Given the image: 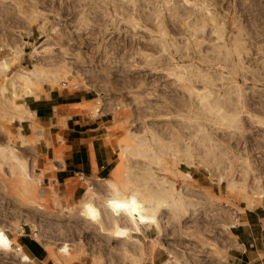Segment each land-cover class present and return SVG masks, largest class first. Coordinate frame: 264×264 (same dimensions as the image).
<instances>
[{"label":"rangeland","instance_id":"374dc122","mask_svg":"<svg viewBox=\"0 0 264 264\" xmlns=\"http://www.w3.org/2000/svg\"><path fill=\"white\" fill-rule=\"evenodd\" d=\"M44 85L109 120L112 171L75 198L15 129ZM211 88L239 122L203 105ZM260 121L264 0H0V250L24 227L57 264H245L253 236L264 254Z\"/></svg>","mask_w":264,"mask_h":264},{"label":"crops","instance_id":"0c3cea01","mask_svg":"<svg viewBox=\"0 0 264 264\" xmlns=\"http://www.w3.org/2000/svg\"><path fill=\"white\" fill-rule=\"evenodd\" d=\"M88 92L64 94L44 85V93L34 97L31 106L27 105L31 117L27 115L15 126L22 135L35 140L38 161L47 169L49 185L62 187L64 195H73L74 198L85 191L88 183H97L108 177L117 154L106 130L109 120L73 108L91 100ZM25 103L28 102L25 100ZM22 229L20 227L16 233V242L11 239L13 250H0V264H57L34 234ZM257 240H260L258 235L248 239L251 241L249 247L245 243L240 245L248 258L245 264H264L259 261L264 255L262 250L252 248L257 247ZM17 246L21 249L18 250ZM21 253L27 254L31 261H25Z\"/></svg>","mask_w":264,"mask_h":264},{"label":"bare ground","instance_id":"6f19581e","mask_svg":"<svg viewBox=\"0 0 264 264\" xmlns=\"http://www.w3.org/2000/svg\"><path fill=\"white\" fill-rule=\"evenodd\" d=\"M19 49L16 50L17 54L20 52ZM35 65L36 66L34 68H31L30 70L20 74V76L24 82L25 81H27V82L31 81L32 82L36 77H39V74L41 72L40 66H38L37 64H35ZM37 79H39V78H37ZM212 82H213V80L211 81V83ZM210 85H212V84H210ZM198 95H199L200 100L203 103V105L207 106L208 107L207 109H209L210 112L212 111L211 113L216 114V116H217L216 118L218 120H222V121L224 120L226 125H228V124L233 125V123H237L241 119L240 114L242 112L239 108L240 101L232 98V96L221 97V96H219L218 92L213 93L212 88L210 90H207L206 92H199ZM74 106H73V108H74ZM87 109H88V107H87ZM262 121H260V123L264 124V122H262ZM262 127H264V126H262ZM204 136H205V134H204ZM158 201H159L160 205H167L166 202L164 200H162V198H159Z\"/></svg>","mask_w":264,"mask_h":264},{"label":"built area","instance_id":"2783aa9c","mask_svg":"<svg viewBox=\"0 0 264 264\" xmlns=\"http://www.w3.org/2000/svg\"><path fill=\"white\" fill-rule=\"evenodd\" d=\"M22 228H23L22 231H25V228L24 227H22ZM35 235H37V233H34V236ZM17 249L20 250L21 249V246H17Z\"/></svg>","mask_w":264,"mask_h":264}]
</instances>
